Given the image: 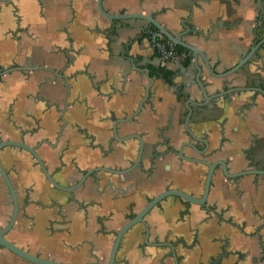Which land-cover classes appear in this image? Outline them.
Wrapping results in <instances>:
<instances>
[{
  "label": "crops",
  "instance_id": "1",
  "mask_svg": "<svg viewBox=\"0 0 264 264\" xmlns=\"http://www.w3.org/2000/svg\"><path fill=\"white\" fill-rule=\"evenodd\" d=\"M96 0H15L0 3V138L37 148L52 178L71 186L99 164L124 168L141 162L110 189L85 185L71 193L53 188L31 155L17 147L0 150V165L15 190L20 211L5 238L32 255L63 264H106L115 232L165 189L199 197L203 169L181 162L183 141L208 161L226 162L229 172L264 169V43L249 61L225 78L203 67L200 79L212 98L205 106L189 63L170 64L160 75L158 54L140 19L109 21ZM111 14L153 16L172 35L204 51L212 70L223 73L264 36V0H102ZM258 33L256 39L252 34ZM1 73V72H0ZM151 79V80H150ZM229 89H237L225 93ZM192 112L184 127L186 103ZM61 131V135L58 132ZM185 154H196L189 148ZM104 152H106L104 154ZM120 186V188H119ZM125 189V194L119 191ZM10 195L0 177V228L11 215ZM121 239L114 264H264V175L226 179L213 173L205 204L178 197L161 200ZM159 244V245H156ZM0 264H33L0 247Z\"/></svg>",
  "mask_w": 264,
  "mask_h": 264
},
{
  "label": "water",
  "instance_id": "2",
  "mask_svg": "<svg viewBox=\"0 0 264 264\" xmlns=\"http://www.w3.org/2000/svg\"><path fill=\"white\" fill-rule=\"evenodd\" d=\"M13 1H15V0H0V3H11ZM95 4H96V9H97L98 13L100 15H102L103 17H105L106 19H108L109 21H116V20L119 21V20H126V19H140V20L146 22V24L148 25V30L146 32L147 37L149 36L150 32L153 29H155L168 42L172 43L173 45L181 46L184 49L188 50L192 56V63H193V67L195 69V72L193 75V77H194L193 83L197 85V87L201 93V97H202V101L197 102L195 104L198 106H201V107L205 106L212 98L220 96L221 93L215 94V95L207 94L205 85L202 83V81L200 79L202 68L198 64V59H201V61L203 63V67L207 70V72L212 77L225 78V77L235 73L241 67H243L249 61V59L256 53L259 46H261L264 43V36H263L259 40H257L248 49V51H246L245 53H243L240 56L239 60L235 63L234 66H232L230 69L226 70L223 73H215L209 64V61L206 58L204 51L182 41L181 36L172 35L161 23L156 21L153 16H150V15H147L144 13H140V12L111 14V13L106 12L103 9L102 0H96ZM252 35L256 39L259 37L258 33H256V32H253ZM156 40H158V37H155V41ZM20 69L21 68H19V67H9L7 69L2 70L0 74H8L10 72L18 71ZM149 85H147V87L145 89V96L146 97L149 94V91H148ZM235 90H237V89H229V90L225 91V93H231V92H234ZM257 90L260 91L262 94H264V91L262 89L258 88ZM146 97H144L143 101H141L139 103V105L137 106V109L130 116L123 118V119L115 120L114 123L112 124V127H111L112 134H113L114 139L116 141L123 142V141L130 139V138H136L138 140L139 146H138L137 158H136L135 162L132 163L130 165V167H128L126 169L113 170V169L108 168V167L90 168V169H87L86 171L83 172L80 179L74 185L62 186V185L58 184L52 178L51 174L46 169L42 159L40 158L39 154L36 151V149L42 144L53 146L46 139H42V140L38 141L37 144L34 146H29V145L25 144L22 139H19V140L4 139L3 140L0 138V150L5 148V147H17V148L22 149L25 152L29 153L31 155V157L35 160L37 166L39 167V169L42 172L43 176L45 177L46 181L53 188L58 189V190L63 191V192L71 193L74 189H76L80 186H83L85 181L88 178H91L93 180L92 183L95 186H98L100 181H102V179H104L103 183L110 185V179H108L109 175H113V174L124 175V174L132 171L140 163L141 153H142V149H143V143H142L140 136H138L136 134H131V135H127L125 137H117V124L119 122L126 123V122L130 121L135 115H137V113L140 111L141 105L145 101ZM191 103H193V102L190 99H188V101L186 103L187 114L185 116L184 127H185V130L187 131V133L190 135V137L195 139V136L189 130L188 125H187L189 116L192 112V109L189 105ZM200 141H202L204 144H206L204 140L200 139ZM184 147H190L191 149L196 151L199 155H202L204 151L203 150H197V148L192 143H190L188 141H183L182 143H180V145L178 146V149L176 150V154L182 160L188 161V162L200 163L207 168L205 178H204V182H203L201 195L199 197H193L191 194L186 193V192L181 191V190H178V189H165L162 192L155 195L154 197L150 198L147 201V203L142 207V209H140V211H138L137 213L132 215L115 232L114 239H113L110 251H109V255H108V259H107L106 264H114L115 263V256H116V252L118 250L121 239L136 224H141L143 226V228H144V240H145V243L148 242L149 228H148L146 221L144 220V217L146 214H148L151 211V209L153 207H155L164 198L178 197L185 202H188V203L202 207L207 200L209 188H210V184H211V179H212L213 173H214L217 166H219L222 176L226 179H235L237 177H241L244 175H264V169L252 168V169H246V170H241V171H237V172H229L227 164L223 160L216 159L212 162H209V161H206L204 159H195V158L186 157L183 155V151H182ZM0 177H1L6 189L10 195L11 204H12V211H11V215L9 217V220L4 227L0 228V247L5 248L6 250L13 253L14 255H16V256H18V257H20L26 261H29L33 264H63L61 262H57V261H54L51 259L42 258L39 256L32 255L29 252L24 251L23 249L17 247L15 244H13L12 242H10L9 240H7L5 238V235L13 228L14 223H15L16 218H17V214L20 211V209L18 206L15 190H14V188H13V186L9 180V177H8L6 171L2 168L1 165H0ZM103 177H105V178H103ZM162 244H167L169 246L170 251H171V256L173 258L174 263L179 264L177 262L176 257H175V253L173 251L172 246L168 243H162ZM156 245H159V244H156Z\"/></svg>",
  "mask_w": 264,
  "mask_h": 264
},
{
  "label": "flooded vegetation",
  "instance_id": "3",
  "mask_svg": "<svg viewBox=\"0 0 264 264\" xmlns=\"http://www.w3.org/2000/svg\"><path fill=\"white\" fill-rule=\"evenodd\" d=\"M160 69H166V68H160ZM1 72V71H0ZM159 75L163 78V79H168V78H170V73H169V75H168V77L166 78V77H164V75H163V73L160 71L159 72ZM58 135L60 136L61 135V131H59L58 132ZM112 136H113V134H112ZM190 136V135H189ZM113 138H114V136H113ZM191 138V137H190ZM130 139H136V138H130ZM191 139H193V138H191ZM196 139V138H195ZM195 139H193V140H195ZM4 140V139H3ZM42 140V139H41ZM129 140V139H128ZM137 140V139H136ZM40 141V140H39ZM138 141V140H137ZM188 142H190V143H192L191 141H189V140H187ZM38 142V141H37ZM37 142L34 144V145H36L37 144ZM202 144H203V148H201V149H198L197 147V150H203L204 152H203V154L202 155H199L196 151H194L193 149H191L190 147H187V148H189V149H191V150H193V152L196 154V157H194L193 155H187V154H185V152H184V150H182L183 151V155L184 156H186V157H190V158H195V159H204V160H206V161H208V156L206 155V144H204L202 141H200ZM206 143V142H205ZM52 145H53V143H51ZM193 144V143H192ZM34 145H31V146H34ZM30 146V145H29ZM49 146V145H48ZM139 146V145H138ZM195 146V145H194ZM186 147H184L183 149H185ZM177 150V149H176ZM24 151V150H23ZM36 151H37V149H36ZM142 152H143V149H142ZM106 152H104V154H105ZM137 153H138V150H137ZM174 153H175V155L178 157V159H180V161L183 163V162H186V163H188V164H192V165H199V166H201L202 167V169H203V182H204V178H205V174H206V170H207V168L204 166V165H202V164H200V163H194V162H188V161H184V160H182L177 154H176V151H174ZM141 156H142V153H141ZM136 158H137V156H136ZM136 160V159H135ZM135 162V161H134ZM134 162H132V163H134ZM140 162H141V159H140ZM209 162H212V161H209ZM132 163H130L127 167H124V168H111V167H108V168H111V169H113V170H123V169H126V168H128V167H130V165L132 164ZM139 165H140V163H139ZM138 165V166H139ZM137 166V167H138ZM95 167H107V166H104L103 164H99V165H97V166H95ZM94 168V167H93ZM136 168V167H135ZM134 168V169H135ZM88 169H90V168H88ZM133 169V170H134ZM216 169H219V166H217L216 167ZM215 169V170H216ZM250 169H252V168H250ZM87 170V169H86ZM86 170H84V171H86ZM132 170V171H133ZM246 170V169H245ZM83 171V172H84ZM132 171H130V172H128V173H126V174H124V175H117V174H113V175H109V177H108V179H110V185L109 184H105V183H103L104 182V179H102V181H100V183L102 184V187H106V188H108V189H110V187H114L115 186V188L116 189H118V185H113L112 184V182H111V178H113V177H118L121 181H119V183L118 184H120V183H122L123 182V180H124V178L127 176V175H129V174H131L132 173ZM83 172H82V174H83ZM215 172V171H214ZM221 172V171H220ZM81 174V175H82ZM52 176V175H51ZM103 178H105V177H103ZM88 179H90V180H92L91 178H88ZM87 179V180H88ZM123 179V180H122ZM79 180V179H78ZM86 180V181H87ZM85 181V182H86ZM93 181V180H92ZM77 182V181H76ZM99 183V184H100ZM84 185H85V183H84ZM92 185L93 186H95L93 183H92ZM99 186V185H98ZM202 187H203V185H202ZM119 188H120V186H119ZM125 189H127L126 187L125 188H122V190H120L119 191V193H120V195H123V194H125ZM170 189V188H169ZM165 199V198H164ZM147 215V214H146ZM145 215V216H146ZM149 228V227H148ZM143 230H144V228H143ZM144 233V232H143ZM149 238V237H148ZM144 242H145V240H144ZM148 243V242H147ZM168 246V245H167ZM169 247V246H168Z\"/></svg>",
  "mask_w": 264,
  "mask_h": 264
},
{
  "label": "built area",
  "instance_id": "4",
  "mask_svg": "<svg viewBox=\"0 0 264 264\" xmlns=\"http://www.w3.org/2000/svg\"><path fill=\"white\" fill-rule=\"evenodd\" d=\"M155 37H158V40L155 41ZM147 38L158 54L160 68H166L170 64H178L182 61L183 54L176 52L173 48L174 45L167 42L157 30L153 29Z\"/></svg>",
  "mask_w": 264,
  "mask_h": 264
},
{
  "label": "trees",
  "instance_id": "5",
  "mask_svg": "<svg viewBox=\"0 0 264 264\" xmlns=\"http://www.w3.org/2000/svg\"><path fill=\"white\" fill-rule=\"evenodd\" d=\"M173 48H174V50L176 52L183 54V61H182V63L186 66L189 63V60H190V53H189V51L186 50V49H184L183 47L177 46V45H174ZM160 71L163 73L164 77H166V78L168 77V75H169L168 71H165L164 69H160Z\"/></svg>",
  "mask_w": 264,
  "mask_h": 264
}]
</instances>
